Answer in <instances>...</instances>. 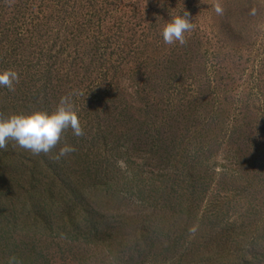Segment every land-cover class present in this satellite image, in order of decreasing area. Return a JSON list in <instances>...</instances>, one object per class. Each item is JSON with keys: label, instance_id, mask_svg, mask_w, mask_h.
<instances>
[{"label": "trees", "instance_id": "obj_1", "mask_svg": "<svg viewBox=\"0 0 264 264\" xmlns=\"http://www.w3.org/2000/svg\"><path fill=\"white\" fill-rule=\"evenodd\" d=\"M69 1L60 2L66 11L59 13L69 12ZM236 1L226 5L230 19L224 30L248 35V20L255 11L248 7V13L244 8L248 0L240 4ZM172 3L175 6L174 1L166 0L162 5H152L141 19L147 17L151 23L137 38L127 39L120 27L115 39H103L107 43L115 41L112 54H117L120 61L100 66L86 65V59L96 63L98 34L105 28L99 11L76 0L70 7L74 25L73 30H67L70 43L65 51L59 48L56 57L63 58L69 51L76 69L67 74H79L77 70L83 68L93 74L103 68L109 81L97 82L102 80L101 74L99 79L85 76L82 81H73L82 89L80 99L89 100L83 103L89 111L79 102V111L75 109L82 136L73 135L70 128L65 130L66 135L63 133L47 154L34 155L12 140L0 149V264H7L10 256L17 257L21 264H264V227H230L205 221L207 226L193 229V210L205 191L204 185L210 184L214 175L209 158L202 160L200 156L206 152L216 155L224 142L226 149L229 135L225 137L226 121L220 120V103L212 81H203L205 86L195 81L197 73L206 77L205 70L198 68L203 46L199 37L194 35L192 42L183 45L173 43L168 49L165 46L163 51L160 33ZM87 7L90 12L84 16L89 19L84 20L81 14ZM138 26L142 28V21ZM7 32L3 28L0 39L7 40ZM11 38L14 40L15 35ZM229 39L233 43L245 41L241 36ZM27 49L16 45L11 58H27ZM21 59L5 66L18 74L19 82L14 83V90L0 92L2 118L36 111L32 107L21 111L24 103L32 105L38 100L36 96L32 102L26 101V95H21V82L27 80L40 82V101L61 99V90L50 95L44 90L55 78L48 77L44 70L40 78L33 79L32 75L31 79ZM60 80L63 82L56 79ZM199 84L197 94L195 91L188 96L187 91ZM177 86L184 90L178 92ZM170 91L179 94L177 98L173 100ZM18 93L20 96H16ZM246 115L244 112L241 117ZM64 145L76 151L60 157ZM12 149L16 152L11 153ZM120 162L127 165L132 176L112 174L121 170ZM139 173H150V177H139ZM231 173L233 185H241L247 178L245 173ZM182 198L188 201L185 209ZM68 245H84L90 251L96 248L104 255L97 258L66 248Z\"/></svg>", "mask_w": 264, "mask_h": 264}, {"label": "rangeland", "instance_id": "obj_2", "mask_svg": "<svg viewBox=\"0 0 264 264\" xmlns=\"http://www.w3.org/2000/svg\"><path fill=\"white\" fill-rule=\"evenodd\" d=\"M61 1L62 0H0V17L2 18L0 31L5 28L9 34V36L6 37L7 40L3 39V37L0 39V72L8 69V67L5 66H7L9 62L11 64V61L15 62L22 58L23 69L28 73L31 72L29 76L31 79L32 75L33 79L40 78L44 70L48 72V77L55 78V81L48 89L44 88L48 95L53 93L54 90H61V97L68 96L72 93L71 103L74 110L76 109L79 111L77 103L79 102L81 105H84L85 111H89L85 104H83L89 102V100L83 102V99H80L79 93L82 89L75 87L73 81L76 79L77 81H82L81 79L85 76L90 79H95L101 74L102 80L98 78L99 80L97 81L101 83L107 80L108 77L104 76L105 73L103 72V68H98L97 72L93 74H88L85 68L81 71L77 70L79 74H67L69 70L72 71L76 69L72 65L74 61L71 60L69 51L64 53L65 56H63V58L56 57L59 48L64 51L67 50L66 48L70 43L67 30L71 31L74 28L73 10H70V7L75 6V0H70L67 3H70L67 6V10L69 11L67 14L59 13V11H66L62 9L64 6L59 5ZM76 1L77 3H89L87 5L92 7L93 10H96V12L99 11L101 21L105 23L104 30L98 34L100 35L98 36L100 44L94 56L96 63L90 62V59H86V63H89L86 65L97 64L98 66L105 62H107V64H114L120 61L117 54H112V45L115 44V41L107 43L103 39H115V33H118V29L121 30L120 27L123 29V36H126L127 39H130V37L137 38L140 33L147 29L149 23H151L147 17L141 20L144 14L153 9L152 5H162L165 3V0ZM166 1L168 3L174 1L175 6L172 3L173 7H170L171 12H169L163 21L167 22L178 13H180V15H183L184 12L189 14L188 18L192 22L193 27L184 34L185 41L192 42L194 35L199 37V42L202 43L203 46L201 47L200 56H198V68H203L206 76L205 78H201L200 73H197L195 81H200L201 85L204 86L205 84L203 81L206 79L212 81L214 95L217 96L220 103V105H218V107H220L219 112L222 116L220 120L224 119V121H226L224 124L225 137L229 135V137H227L229 143L226 147L228 150L225 149L226 142H224L222 150L216 153V155L209 156V153L206 152L200 156L202 160H208L207 158H209L208 165L211 168L210 172L214 175L212 176L213 181L210 184L206 183L204 185L203 189H205V191L201 195V202L198 201L195 210H193L195 219L193 229L197 231L200 227L203 228L207 226L205 221L208 223L216 221L218 223L230 225V227H242L246 225L253 228H263L264 0H248V2L244 4V8L250 7V10L255 11L251 20H248V24L250 22L249 34L247 35L244 33V36H242L243 33L240 34L238 32L224 30L230 19L228 12H226V5L230 2L232 3L233 0ZM242 1L244 3V0H237L236 2L240 4ZM217 5L223 9L221 15H217L214 11ZM89 7L81 14L84 20L89 19V17L84 16L85 13L89 15ZM51 9L54 10L50 12ZM247 12L249 13V8ZM18 13L19 16L16 17ZM141 21L143 26L139 28L138 24ZM164 24L165 23H162V26ZM13 35H15L14 40L11 38ZM240 36L244 37L245 41L241 39L240 42L239 40H236V43L230 42L229 38L235 40L236 38L240 39ZM16 45L27 46V58L23 56L17 57L16 60L11 58L14 54L12 50H14ZM165 46L167 49L170 48L169 44L165 43L164 45V41H162L164 53L166 52ZM60 64H64V67L55 68V65ZM90 69V71H94V67ZM58 71L60 72L56 73ZM217 72L218 74L216 75ZM221 73L224 74L223 77H221ZM56 79H63V82L61 80L56 81ZM39 84L40 82L30 83L29 80L21 82L20 93L21 95H26V101L30 99L29 101L32 102L31 98L38 96L36 103H32V105L24 103L21 105V111L28 110L27 108L29 107H32L31 109H35L36 111L48 113H52L56 110L60 101H56L54 98H49L52 99L49 102L39 100ZM201 85H194L195 90L189 89L187 91L188 96L195 93V91L197 94L198 88H201ZM5 89L6 88L1 89L0 92L5 91ZM183 90L184 88L177 86L178 92ZM20 93L16 96H20ZM30 93H34V95ZM129 93H131V91H129ZM169 95H173L172 98L174 100V97L179 94L171 93L170 91ZM56 97L59 98L60 95ZM0 98L3 97L1 96ZM225 112L228 113L224 114ZM244 112L247 114L245 118L241 117V114H244ZM234 131H241L242 134L235 133ZM65 133L66 132H64V134ZM75 141L78 142L77 139H75ZM84 141L86 145L88 141L85 139ZM230 144L231 146H229ZM15 152L16 150L12 149L11 153ZM119 167L121 170H119L118 173H112L113 175L121 177L127 173L129 176H132L131 172H127V165L124 162H120ZM21 168H25V166ZM231 171L246 174L247 178L243 179V184L237 186L231 183L229 176ZM149 174L150 173L142 175L139 173L138 176L143 177L145 175L146 177H150ZM254 179L256 180L255 183H253ZM260 189L262 190L261 192L259 191ZM187 202L185 198L181 199L184 209L185 205L188 204ZM191 239L194 240V235ZM66 248L71 249L72 247L68 245ZM73 248L79 250L80 253L90 254V256L94 257H102V255H104V253L99 252L96 248L90 251V249L86 248L84 245H75ZM56 264H59V261Z\"/></svg>", "mask_w": 264, "mask_h": 264}, {"label": "clouds", "instance_id": "obj_3", "mask_svg": "<svg viewBox=\"0 0 264 264\" xmlns=\"http://www.w3.org/2000/svg\"><path fill=\"white\" fill-rule=\"evenodd\" d=\"M214 11L217 15L223 13L219 5ZM188 17L187 12L183 15L178 13L163 25L160 34L164 43L171 45L179 42L183 45L186 42L184 34L193 27ZM18 82L19 76L16 72L11 70L0 72V87L12 91L14 83ZM72 95L70 93L68 96L61 97L56 110L52 113L34 111L28 114H15L8 118L0 117V149H4L6 142L12 140L34 155L47 154L57 146L65 130L70 128L73 135L82 136L83 129L71 103ZM75 151V147L64 145L60 148L58 155L63 157ZM7 264H21V262L17 257L10 256Z\"/></svg>", "mask_w": 264, "mask_h": 264}]
</instances>
